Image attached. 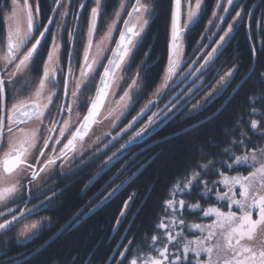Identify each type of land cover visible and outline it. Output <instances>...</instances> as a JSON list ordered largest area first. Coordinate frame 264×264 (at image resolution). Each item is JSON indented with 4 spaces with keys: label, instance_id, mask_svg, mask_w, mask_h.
I'll use <instances>...</instances> for the list:
<instances>
[{
    "label": "snow or ice",
    "instance_id": "1",
    "mask_svg": "<svg viewBox=\"0 0 264 264\" xmlns=\"http://www.w3.org/2000/svg\"><path fill=\"white\" fill-rule=\"evenodd\" d=\"M49 2L51 15L47 17L40 0L31 5L29 0H11L7 7L10 15L6 19L14 24L0 41V139L8 138L7 150L0 158V205L6 209L0 211V234L52 206L53 197L45 192L57 168L64 172L73 165L74 170L96 165L82 191L87 195L92 186L103 180L88 204L99 196L102 199L94 207L85 205L86 218L116 198L141 173L145 162L140 158L148 150L147 139L161 126L176 121L177 117L178 125L193 117H203L182 128L179 134L184 135L227 116L231 128L225 127L221 133L226 139L217 142L213 138L207 144L220 150L208 153L201 146L200 158L186 165L168 187L151 230L143 234L139 229L134 232L132 225L137 214H133L124 234L111 248L107 264H264V8L259 16L255 15L264 0L251 7L243 0L226 3L216 0L194 47L188 37L198 17L206 15L207 0H170V38L166 39V47L157 54L159 59H154V46L149 45L139 63L136 60L156 0H120L99 41L95 36L109 0ZM21 20L26 21L24 28L20 27ZM241 28L250 50V60L243 72L239 55L229 51ZM106 41H114L115 47H108ZM104 59L107 63H103ZM134 63L136 70L128 76ZM153 69L159 82L135 115H131L152 87ZM34 73L39 74L38 79H33ZM97 74L95 95L88 97ZM21 81L24 84L18 88ZM61 85L63 99L57 105ZM32 87L42 102L28 106L13 104L9 114V97L14 99L21 90ZM118 88L123 94L104 115L101 108L105 98L115 95ZM245 88H250V94L245 96L239 112H229ZM77 106H86L87 114L77 122L78 126H72L71 114ZM21 112L39 121V135L33 132L23 140L17 138L14 125ZM65 113L69 119H65ZM245 116L251 119L245 120ZM100 117L109 130L100 135L94 131L90 134ZM140 143H144V148H140ZM221 143L227 146L220 148ZM209 155L213 158L209 159ZM242 166H246V174L239 171ZM129 172L131 176L127 175ZM121 177L125 179L116 183ZM135 195L123 201L113 232L119 233L127 220ZM41 196L45 198L41 200ZM193 198L195 202H191ZM19 200L24 201L22 207L17 204ZM32 200L38 203L29 208ZM9 204L17 206L8 207ZM189 216H196L200 222L189 223ZM73 220L76 224L82 222L79 215ZM50 223V218L42 217L25 225L22 235L34 236ZM61 227L67 229L72 224ZM196 232L199 235L195 239L188 238ZM0 264H27V261L16 254L0 259ZM68 264H76V258Z\"/></svg>",
    "mask_w": 264,
    "mask_h": 264
},
{
    "label": "trees",
    "instance_id": "2",
    "mask_svg": "<svg viewBox=\"0 0 264 264\" xmlns=\"http://www.w3.org/2000/svg\"><path fill=\"white\" fill-rule=\"evenodd\" d=\"M9 2L10 0H7L6 6L5 0H0V9H5L4 12H0V41H3L6 36L3 15L5 12H9L7 10ZM119 2L120 0H109L106 15L103 17L102 23L98 25L99 32L97 35H101L105 31L107 24L111 22L110 17L113 16L117 10ZM243 2L246 3L248 7H251L252 4L258 2V0H243ZM29 3H35V0H29ZM215 4L216 0H207L206 15H204L203 18L198 17L197 22L192 26L188 40L193 47L196 41L200 39L201 33L204 31V27L211 16ZM40 6L45 17L51 15V4L49 0H40ZM237 7H239V4ZM261 8H264V4H261L260 8L256 9V16L260 15ZM170 20V0H156L155 12L150 17L143 48L137 57L136 63H139L140 59L143 58V52L148 50L149 45L154 46L153 58L159 59L157 54L165 49L166 39L170 38ZM55 27L56 25H53V30ZM252 27L253 30H255V17L253 18ZM83 30H87L86 24L83 25ZM64 39L65 41L67 40L66 31L64 32ZM50 43L51 36H49V44ZM190 50L191 48H189V51ZM229 51L239 55L241 72H243L250 60V50L244 28H241L240 31L235 34L231 41ZM46 52L47 48H45V54ZM66 62L67 54L65 53L64 63L66 64ZM78 67L79 65L76 64L75 70H77ZM135 70L136 64L134 63L128 75L131 76ZM155 72L156 69H153L152 75L155 77V80L152 87L149 88L144 94V97L140 99L139 104L145 102L146 97L151 94L159 82L160 78L155 76ZM38 78L39 74L34 73L33 79ZM23 84L24 82L21 81L18 88ZM33 88L34 87L29 90H21L14 99L10 96L8 99V107L17 99L27 97ZM247 94H250V88L241 90L228 111L238 113ZM181 115L183 114L181 113ZM179 119L180 118L177 117L176 121L161 126L151 139H147L148 150L144 153L143 157L140 158L142 162H145V167L141 173L133 177L132 181L125 186V189L116 198L109 201L86 218L85 212H87V208H85V205L87 204L88 208L94 207L99 202V199H102V196H99L97 199L92 200L91 204H88L89 199L100 189L103 180L92 186L87 192V195L82 191L84 184L87 183L90 178V171L93 170L96 165H89L87 168L76 170L70 174H56L53 179H51L53 185L52 192L55 194L52 199V206L47 210H42L35 215L29 216V219L23 220L16 227H12L7 232L0 234V259L19 254L20 258H26L27 264H57V262H59V264H68L73 258H76V264H81V262H83V264H107V256L111 254V248L116 246L121 235L124 234V229L129 226L128 221L133 219L134 213L137 215L135 216V223L132 225V230L135 232L139 229L141 234L146 230H151L156 220L157 213L160 211L159 205L165 198L167 189L171 185L173 179L184 170L186 165L200 158L199 152L201 146H204L203 151L205 152H218L220 150L219 148L207 147L208 142L213 138H215L217 142L223 141L226 139L221 135L223 129L225 127L231 128L230 120L227 116H223L217 121H212L203 127H198L195 131L180 135L179 133L182 128H188L191 124L196 123L197 120H202L203 117H193L178 125L177 121H179ZM249 119L251 118L245 116V120ZM236 135L239 136V133ZM227 139H231V137ZM161 140L165 142L162 143ZM153 141H156L155 145H153ZM226 146L227 145L223 143L220 144V148ZM140 148H144V143H140ZM208 158L212 159L213 157L209 155ZM217 159H219V157H217ZM96 163L98 164L99 161ZM137 167H139V165H137ZM245 167L246 166H242L239 168V171L243 174H246ZM135 170V168L132 169L133 172ZM131 174L132 173L129 172L127 175L131 176ZM232 174L234 175L235 173ZM123 179H125V177H121L116 183H120ZM133 193L136 195L131 209L128 212L127 220H125L124 224L120 227L119 233L113 232V226L116 223L119 210L123 206V201ZM104 194L106 195V193ZM191 202H195V199L193 198ZM34 203L35 202L32 201L28 204V207L32 206ZM77 215H79L82 220L79 224H76L73 220ZM42 217L50 218L52 223L42 227L31 240L24 244H18L16 237L19 228L29 221L38 220ZM187 219L189 223L200 222L197 220L196 216H189ZM68 223L72 224V227L67 229L64 228L59 232L63 228L61 226ZM198 235L199 233L196 232L190 234L188 238L195 239ZM53 236L55 237L46 244Z\"/></svg>",
    "mask_w": 264,
    "mask_h": 264
},
{
    "label": "rangeland",
    "instance_id": "3",
    "mask_svg": "<svg viewBox=\"0 0 264 264\" xmlns=\"http://www.w3.org/2000/svg\"><path fill=\"white\" fill-rule=\"evenodd\" d=\"M225 3H226V0H225ZM10 4H11V0H10V2H9V6H10ZM29 4L31 5V4H34V3H29ZM9 15H10V12H5L4 15H3V22H4V26H5V35L7 34L8 30H9V29L13 26V24H14L13 21L6 19V17L9 16ZM110 23H111V22H110ZM25 25H26V21L21 20V21H20V27H21V28H24ZM55 28H56V27H55ZM54 30H55V29H54ZM106 30H107V28L105 29V31H106ZM105 31H104L101 35H96V36H95V39H96L97 41H99L100 38H101V36L105 33ZM114 35H115L116 37H118V32H115ZM106 44L108 45V47H113V46H114V41H106ZM109 54H110V52H106V55H109ZM103 63H106V59L103 60ZM102 69H103L102 67H99V72H101ZM76 73H77V75H78V73H79V69H78V71H77ZM127 75H128V74H127ZM128 76H129V75H128ZM98 80H99V75L97 74V75H96V79L93 81V83H92V85H91V88H90V90H89L88 93H87V96H88V97H92V96L94 95V92H95V86H96V84L98 83ZM129 82H130V81H129ZM123 87L126 88V87H127V84H124ZM122 94H123V93H122V89H119V88H118V89L116 90V94H115V95H110V96H108V97L105 98L104 106H103L102 109H101V111L104 112V115H107L106 109H107L108 107H113V106H115V102L119 99V96L122 95ZM58 101H59V100H57V103H59ZM41 102H42V101L36 97L35 87H34L33 90L30 91V93H29V95H28L27 97H24V98H21V99H17L13 104H17V105H21V104H22V105H24V106H28V105H32V104L39 105ZM88 102L90 103V100H89ZM143 103H145V102H142V103H140V104H139V103L136 104V105H135V108L132 109L131 115H132V114L135 115L136 111L139 110V108L143 105ZM13 104H12V105H13ZM12 105H11L10 108H9V114H11V108H12ZM78 108H79V112H78ZM154 110H155V109H154ZM86 111H87V107H86V106H85V107H79V106L76 107V109H75V110L73 111V113L71 114V124H72V126H78V123H77V122L82 121V119H83V117H84ZM133 112H134V113H133ZM182 114H183V113H182ZM65 119H69L67 113H65ZM128 119H131V116H130V115L128 116ZM145 119H146V118H145ZM18 123H19V121H18V119H17L16 124L14 125V127L17 129V131L15 132V135L17 136L18 139L23 140V139H25L27 136H30L33 132H36L37 135H39V131H38L39 121H37L36 118H35L34 116H32V117L27 121V123L24 124V125H18ZM125 123H126V121H125ZM5 126H7V120H6V119H5ZM137 127H139V125H138ZM108 130H109V127H108L107 122L104 121L103 117H100L99 122L96 123V124H94V125L92 126V129H90V134L94 131L95 135H100V134H102L103 132H106V131H108ZM57 135H58V133H57ZM95 135H92V139H95ZM125 139H127V137H125ZM7 141H8L7 136H4V137H3V140H2L3 147H0V158L3 157L4 151L7 150ZM121 143H123V141H121ZM117 147H119V145H117ZM114 150H115V149H113V151H114ZM109 154H110V153H109ZM77 163H79V161H77ZM74 169H75V165H73V167L70 168V169H66L64 172H60L59 169L57 168V170L55 171V174L52 175L51 179H53V177L56 175V173H59L60 175L70 174V173H73L74 171H76V170H74ZM47 188H48L49 190L45 192V195H46V196H51V197H53L55 194L52 192V191H53V185H52L51 180L48 181ZM26 197H27V193H25V198H26ZM44 198H45L44 196H41V197H40L41 200H43ZM32 201L35 202L33 205H35V204L38 203L37 200H32ZM17 204H18L19 206L22 207L23 204H24V201H23V200H19V201H17ZM17 204H9L8 207H16ZM33 205H32V206H33ZM32 206H30L29 208H31ZM5 210H6V209H5L2 205H0V211H5ZM8 218H10V217H8ZM253 218L255 219L256 217H253ZM27 219H29V216L26 217L25 219L20 220V221H19L18 223H16L13 227H16V226H17L18 224H20L23 220H27ZM40 220H41V219L33 220V221H29L28 223L23 224V225L19 228L18 233H17V237H16V240H17V243H18V244H24V243H26L27 241L31 240L34 236L37 235V233H38L41 229H40L39 231H37V232L35 233L34 236L27 237V238L25 237V235H22V230H23V228L25 227V225H30L32 222H34V221H40Z\"/></svg>",
    "mask_w": 264,
    "mask_h": 264
},
{
    "label": "water",
    "instance_id": "4",
    "mask_svg": "<svg viewBox=\"0 0 264 264\" xmlns=\"http://www.w3.org/2000/svg\"><path fill=\"white\" fill-rule=\"evenodd\" d=\"M118 38V37H117ZM113 47H115V44H114V46ZM109 55H111V53L109 54ZM106 63H107V60H106ZM102 71H103V69H102ZM101 71V72H102ZM98 83H99V80H98ZM94 95H95V92H94ZM93 95V96H94ZM102 109V108H101ZM29 111H31V109H29ZM87 114V111H86V113H85V115ZM32 117V116H31ZM27 113H24V112H21L20 114H19V119H18V121H19V123H18V125H24V124H26L27 123V121L31 118ZM83 120V119H82ZM2 140H3V138L2 139H0V144H2ZM76 217V216H75ZM70 223V222H69ZM68 223V224H69ZM68 224H66V225H68ZM64 228H62L59 232H61L62 230H63ZM58 232V233H59ZM57 233V234H58ZM56 234V235H57ZM55 236H53L50 240H48L47 242H46V244L47 243H49L53 238H54ZM46 244H44V245H46Z\"/></svg>",
    "mask_w": 264,
    "mask_h": 264
},
{
    "label": "flooded vegetation",
    "instance_id": "5",
    "mask_svg": "<svg viewBox=\"0 0 264 264\" xmlns=\"http://www.w3.org/2000/svg\"><path fill=\"white\" fill-rule=\"evenodd\" d=\"M78 69H79V67H78ZM78 69L76 70V72L78 71ZM60 92H61V97H60V99H58L59 101V103H57V101H56V104L57 105H59L60 104V102H61V100L63 99V88H62V85H61V88H60ZM10 108V107H9ZM78 112H79V108H78ZM56 174H59V173H56Z\"/></svg>",
    "mask_w": 264,
    "mask_h": 264
}]
</instances>
